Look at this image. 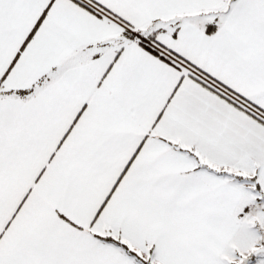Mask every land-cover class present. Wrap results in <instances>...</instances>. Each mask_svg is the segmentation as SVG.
Segmentation results:
<instances>
[{"label":"snow or ice","instance_id":"obj_1","mask_svg":"<svg viewBox=\"0 0 264 264\" xmlns=\"http://www.w3.org/2000/svg\"><path fill=\"white\" fill-rule=\"evenodd\" d=\"M0 264H264V0H0Z\"/></svg>","mask_w":264,"mask_h":264}]
</instances>
